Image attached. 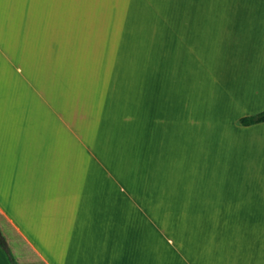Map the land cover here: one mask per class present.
<instances>
[{
	"label": "crops",
	"instance_id": "obj_1",
	"mask_svg": "<svg viewBox=\"0 0 264 264\" xmlns=\"http://www.w3.org/2000/svg\"><path fill=\"white\" fill-rule=\"evenodd\" d=\"M65 7L0 0V264H264V123L238 124L264 111V0H181L136 33L132 172L111 176L61 96Z\"/></svg>",
	"mask_w": 264,
	"mask_h": 264
},
{
	"label": "rangeland",
	"instance_id": "obj_2",
	"mask_svg": "<svg viewBox=\"0 0 264 264\" xmlns=\"http://www.w3.org/2000/svg\"><path fill=\"white\" fill-rule=\"evenodd\" d=\"M180 1L73 0L71 12L69 7L62 11L61 96L72 99L77 114L87 117L94 132L103 134L104 143L111 147L107 150L112 152L113 164H107L109 168L104 169V176H111L120 167L126 173L132 172L136 134L132 108L136 81L135 35L141 34V50H145L149 30L154 24L163 23L170 6L179 5ZM102 106L111 113L107 119L110 124H104ZM116 149L122 152L123 158H115L118 157Z\"/></svg>",
	"mask_w": 264,
	"mask_h": 264
},
{
	"label": "trees",
	"instance_id": "obj_3",
	"mask_svg": "<svg viewBox=\"0 0 264 264\" xmlns=\"http://www.w3.org/2000/svg\"><path fill=\"white\" fill-rule=\"evenodd\" d=\"M259 123H264V111H262L261 113L255 114V115L243 117V118L239 119V121H238V124L240 126H244V127L259 124ZM0 247L4 251L7 258L11 261L12 257H11L10 251H9V249L6 245V242L4 241L1 234H0ZM13 264H15V263H13Z\"/></svg>",
	"mask_w": 264,
	"mask_h": 264
}]
</instances>
